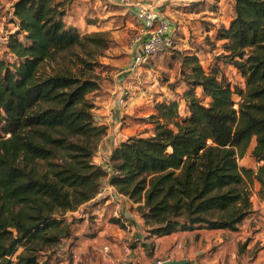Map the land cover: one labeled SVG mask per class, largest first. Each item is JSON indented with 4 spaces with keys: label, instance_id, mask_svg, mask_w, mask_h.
Here are the masks:
<instances>
[{
    "label": "trees",
    "instance_id": "trees-1",
    "mask_svg": "<svg viewBox=\"0 0 264 264\" xmlns=\"http://www.w3.org/2000/svg\"><path fill=\"white\" fill-rule=\"evenodd\" d=\"M66 3L13 0L15 30L1 42L0 264H56L65 246L70 259L81 217L68 213L95 198L104 179L137 204L151 236L236 230L251 213L253 181L264 185V0H231L208 70L195 51L177 53L185 114L177 99L155 102L142 119L151 133L121 139L108 168L93 161L107 126L95 121L90 98L105 39L68 24ZM229 65L243 87L227 80ZM248 152L260 164L239 165Z\"/></svg>",
    "mask_w": 264,
    "mask_h": 264
},
{
    "label": "rangeland",
    "instance_id": "rangeland-1",
    "mask_svg": "<svg viewBox=\"0 0 264 264\" xmlns=\"http://www.w3.org/2000/svg\"><path fill=\"white\" fill-rule=\"evenodd\" d=\"M12 1L0 0V56L3 55L1 42L8 39L7 31L13 26L9 16ZM231 4V0H195L177 6L174 16H167L174 28L173 46L165 54L152 55L137 73L129 75L126 69L135 50L132 40L139 26L136 17L131 11L125 12L127 9L116 0H67L66 22L76 26L81 34L99 33L106 43L95 49L99 89L90 95L95 121L107 126L96 152L106 155L108 148L119 139L150 134V122L142 119L153 110L157 101L177 99L180 114H185L186 106L181 99L185 84L177 53L195 51L203 68L208 70L214 57L222 51V41L213 38L215 28L228 24ZM223 70L231 85L243 87L244 80L233 67L224 66ZM238 162L244 167H254L253 160L246 155ZM82 209L87 212L85 207ZM88 214L90 217V212Z\"/></svg>",
    "mask_w": 264,
    "mask_h": 264
},
{
    "label": "crops",
    "instance_id": "crops-1",
    "mask_svg": "<svg viewBox=\"0 0 264 264\" xmlns=\"http://www.w3.org/2000/svg\"><path fill=\"white\" fill-rule=\"evenodd\" d=\"M194 1L147 0L170 17L177 6ZM133 11L130 13L134 15ZM9 16L13 26L8 34L15 29V17L12 13ZM120 140L108 148L106 155L96 152L93 161L106 167L111 149ZM246 156L251 158L249 152ZM258 164L254 162V167ZM250 200L251 213L236 230L193 228L151 236L136 210L137 204L104 179L102 190L79 208L82 213L79 209L68 213L77 214L81 220L72 225L76 240L68 251L70 259H66L65 246L56 264H152L156 258L183 259L186 264H264V185L261 187L259 181L252 183Z\"/></svg>",
    "mask_w": 264,
    "mask_h": 264
},
{
    "label": "built area",
    "instance_id": "built-area-1",
    "mask_svg": "<svg viewBox=\"0 0 264 264\" xmlns=\"http://www.w3.org/2000/svg\"><path fill=\"white\" fill-rule=\"evenodd\" d=\"M116 2L128 11L134 10V16L139 22L137 34L132 40L135 50L126 69L128 73H135L152 55L165 53L173 46L174 28L170 19L146 0H116ZM104 168H108V165ZM164 261L162 258H156L152 264H163Z\"/></svg>",
    "mask_w": 264,
    "mask_h": 264
},
{
    "label": "water",
    "instance_id": "water-1",
    "mask_svg": "<svg viewBox=\"0 0 264 264\" xmlns=\"http://www.w3.org/2000/svg\"><path fill=\"white\" fill-rule=\"evenodd\" d=\"M187 261L180 259V260H165L163 264H186Z\"/></svg>",
    "mask_w": 264,
    "mask_h": 264
}]
</instances>
